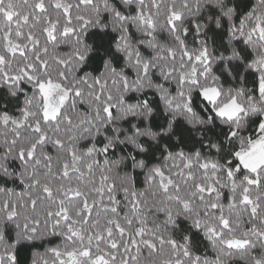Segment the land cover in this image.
<instances>
[{
	"label": "snow or ice",
	"instance_id": "snow-or-ice-1",
	"mask_svg": "<svg viewBox=\"0 0 264 264\" xmlns=\"http://www.w3.org/2000/svg\"><path fill=\"white\" fill-rule=\"evenodd\" d=\"M0 264H264V0H0Z\"/></svg>",
	"mask_w": 264,
	"mask_h": 264
},
{
	"label": "trees",
	"instance_id": "trees-1",
	"mask_svg": "<svg viewBox=\"0 0 264 264\" xmlns=\"http://www.w3.org/2000/svg\"><path fill=\"white\" fill-rule=\"evenodd\" d=\"M35 251H37V252H39V253H43L44 248L38 245V246L36 247ZM31 258H32V251L30 250V251L27 253V259H28L29 262L31 261Z\"/></svg>",
	"mask_w": 264,
	"mask_h": 264
}]
</instances>
